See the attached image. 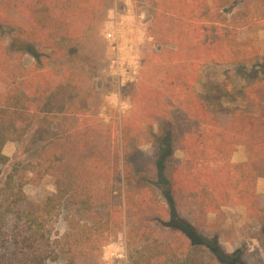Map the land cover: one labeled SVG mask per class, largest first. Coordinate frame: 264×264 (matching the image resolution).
<instances>
[{
	"label": "rangeland",
	"instance_id": "374dc122",
	"mask_svg": "<svg viewBox=\"0 0 264 264\" xmlns=\"http://www.w3.org/2000/svg\"><path fill=\"white\" fill-rule=\"evenodd\" d=\"M9 1L21 4V0ZM156 2L94 1L95 23L83 26L68 53L52 59L43 71L38 84L42 93L29 113V130L20 140L7 141L1 150L0 213L7 215V206L24 213L15 220L10 214L0 215V264H72V259L76 264H185L189 243L174 229L152 224L146 236H128L130 221L124 214L128 191L142 193L146 211L168 216L167 162L187 164L184 154L164 138L168 125L159 124L160 116L154 115L166 109L172 115L188 112L191 94L222 124L232 112L255 114L257 109L247 100L244 88L262 73L260 66L243 69L204 62L193 88L172 89L173 74L188 71L175 60L183 51L184 56L191 53L188 46L180 53L172 17L153 18L155 8L164 10ZM10 14L23 22L17 10ZM78 18L86 22V14ZM256 36L264 54V30L259 28ZM22 61L28 66L32 58L25 56ZM11 70L18 72L9 65V74ZM61 84L68 94L60 111L48 106L46 97ZM3 86L0 81V92ZM158 87L165 95L152 98L148 88ZM36 129L41 135H36ZM85 142L93 144V151L83 150ZM164 149L166 155L161 157ZM117 152L118 172L110 169ZM249 155L247 143L239 142L231 160L243 162ZM124 163H128L129 178L123 174ZM49 164L68 180L62 199L58 195L49 199L56 192L53 177L45 173ZM140 180L146 183L143 188L136 187ZM258 180L264 183V177L257 179L256 190ZM223 209L225 231L217 235L208 228L197 230L198 235L218 246L226 257L221 264H264V229L242 205ZM30 221L36 231L29 229ZM208 221H213V215ZM205 250L212 264H220ZM34 254L38 258L32 261Z\"/></svg>",
	"mask_w": 264,
	"mask_h": 264
},
{
	"label": "trees",
	"instance_id": "16d2710c",
	"mask_svg": "<svg viewBox=\"0 0 264 264\" xmlns=\"http://www.w3.org/2000/svg\"><path fill=\"white\" fill-rule=\"evenodd\" d=\"M94 1L21 0L18 5L0 0V81L4 84L0 92L3 101L0 104V157L4 158L1 150L7 141L20 140L29 130V113L41 96L43 87L39 88L38 84L49 62L55 57H64L81 28L95 23ZM155 4L164 10L155 8L153 18L172 17L178 27L180 53L186 46L191 53L186 58L183 51L175 60L188 71L181 69L173 74L172 89L183 92L193 88L204 62L243 69L261 68L262 74L253 77L244 88L247 100L257 109L255 114L232 112L222 124L203 101L191 94L192 105L188 112L172 115L166 109L154 115L160 116L159 124L168 125L165 140L167 136L171 146L181 151L187 162L186 165L167 162L165 177L169 192H165V211L168 216L146 211L147 200L138 189L128 191L124 201V214L130 221L129 237L131 234L146 236L152 224L171 228L182 233V239L185 237L189 243L185 264H212L206 258L205 248L221 264L226 257L216 244L204 241L197 230L210 228L217 235L223 233L224 207L244 206L248 217L264 229V204L256 190L257 179L264 177V54L256 36L259 28L264 30V0H157ZM12 9L20 13L23 22L11 16ZM81 12L86 14V22L78 18L83 15ZM25 56L32 58L28 66L22 61ZM9 65L18 72L11 70L9 74ZM148 89L152 98L165 95L161 87ZM50 93L46 97L47 105L61 111L66 103L67 87L61 84ZM160 106L165 109V105ZM37 133L40 134V130L36 129ZM239 142L247 143L250 155L246 161L233 162L231 157ZM83 145V150L93 151V144L85 142ZM165 155L164 149L161 157ZM110 169L120 170L118 152ZM31 170L35 179V167ZM122 170L129 178L128 163H124ZM58 171L52 164L45 170L46 175L53 177L56 191L49 199L56 195L62 199L61 193L67 191L63 189L68 180L58 175ZM144 185L146 183L140 180L136 187ZM34 212L35 209L30 210V217ZM5 213L7 215L2 212L0 215L10 214L15 220L21 219L24 211L7 206ZM209 215H213L212 222L208 221ZM29 229L36 231L35 223L30 221ZM37 258L34 254L30 260ZM70 263L76 264L74 259Z\"/></svg>",
	"mask_w": 264,
	"mask_h": 264
},
{
	"label": "crops",
	"instance_id": "0c3cea01",
	"mask_svg": "<svg viewBox=\"0 0 264 264\" xmlns=\"http://www.w3.org/2000/svg\"><path fill=\"white\" fill-rule=\"evenodd\" d=\"M264 186V183L261 180H258L257 182V187H258V192L263 193L264 194V190H262V187Z\"/></svg>",
	"mask_w": 264,
	"mask_h": 264
}]
</instances>
